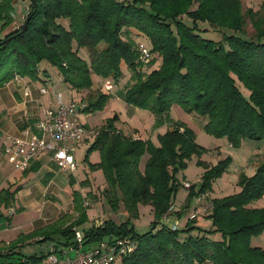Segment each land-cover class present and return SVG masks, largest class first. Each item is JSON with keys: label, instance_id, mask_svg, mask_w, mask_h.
I'll return each instance as SVG.
<instances>
[{"label": "trees", "instance_id": "16d2710c", "mask_svg": "<svg viewBox=\"0 0 264 264\" xmlns=\"http://www.w3.org/2000/svg\"><path fill=\"white\" fill-rule=\"evenodd\" d=\"M27 1L23 23L0 38V88L16 77L47 76L49 70L39 68L47 62L71 90L90 91L93 75L116 82L125 65L133 80L125 95L127 103L156 118L167 116L177 105L201 117L203 130L231 147L245 140H264V0L257 7L247 0ZM11 2H0V22L5 25L12 20ZM140 38L149 44L148 72L137 52ZM80 51H86L88 58ZM105 99L98 93L88 100L85 111L100 109ZM117 121L116 115L96 129L84 162L90 172L102 173L103 199L112 213L121 212L125 219L116 223L107 218L83 228L87 198L72 191L73 222L68 223L65 215L19 235L3 246L0 264L37 263L56 253L57 247H76V230L85 250L119 239L131 244L130 253L115 256L114 263L119 264H264V249L251 245L253 237L264 234V208L253 205L264 196V162L252 176L240 174L238 193L211 200L212 210L204 216L210 226L201 227L198 219L190 218L192 201L212 192L230 159L215 166L202 161L206 150L183 123H173L158 135L155 146L149 139L125 135L115 127ZM93 152L98 153L97 163L88 160ZM144 155L148 157L142 170ZM192 157L203 174L198 188L191 186L182 208L174 212L170 209L183 187L176 176ZM81 185L87 187L88 179ZM20 190L18 186L0 191V227L10 224V216L1 209L12 208ZM87 196L96 198L91 192ZM140 207H149L153 216L143 234L133 224ZM174 215L178 220L184 217V226L173 230L160 224L162 218ZM31 239H40L37 244L49 241L54 249L28 258L19 248Z\"/></svg>", "mask_w": 264, "mask_h": 264}, {"label": "rangeland", "instance_id": "374dc122", "mask_svg": "<svg viewBox=\"0 0 264 264\" xmlns=\"http://www.w3.org/2000/svg\"><path fill=\"white\" fill-rule=\"evenodd\" d=\"M4 1V0H2ZM1 1V2H2ZM261 0H247L248 4L253 5L255 7L258 6ZM21 3H27V0H20ZM20 6L16 5V9ZM14 15V4L12 2L10 17L13 20ZM126 34V33H125ZM140 43H142L145 47H148V41L144 38H140ZM80 55L87 59L86 51H80ZM147 65V64H146ZM146 72L150 71L152 67L147 65L145 67ZM41 70H51V67L47 64V62H42L39 67ZM55 70V69H53ZM121 76L117 79V81L103 80L93 75L91 77L93 86L90 91H72L69 92L67 86L63 87V84H60V88L63 94L61 93H53V95L58 94L61 95L64 105H69L73 103L77 107L81 104L88 106V100L96 99V95L102 94L106 96L105 101L103 102L100 109L94 111H83L79 112L76 110V117L86 129L97 131L98 128L104 124L107 119L113 118L114 116H118V121L115 127L124 133L127 136H132L134 138H140L142 140H150L153 145L158 146V135L165 133L168 129L172 128L173 123H183L189 128H191L195 134V142L203 147L206 152L201 156V160L209 163L211 166L217 165L220 161L225 159H230V163L227 166L225 173L218 178L212 184V192L210 194L211 200L213 198H222L225 196H229L232 194H236L240 191L237 186L238 179L240 174H243L247 177L252 176L255 173V169L264 162V140L262 141H249L245 140L241 143L239 147H231L225 139H215L208 135L202 127V118L200 119L197 115L187 114L185 113L179 106L173 105L169 111L168 115L163 118H156L152 115L148 110L135 107L126 101V92L130 87V84L133 80L132 73L130 70L126 68L125 65H121ZM105 81H108L112 84L114 88L111 92H106L103 89V84ZM65 88V89H64ZM241 90L245 95H247V91L241 87ZM70 93V94H69ZM71 95V96H70ZM196 116V117H193ZM161 119V120H159ZM97 129V130H96ZM90 146L89 142L81 143L74 152L76 170L72 173L66 170H52L53 171V180L51 185L47 184L50 181V178L46 181H40L45 174L46 166H42L38 172H31L27 176L23 177L22 186L24 190L15 197L14 206L10 216V221H14V225L17 227H21L24 223H26L31 215L32 211H24L25 209L30 208V204H34L36 201L38 204H43L44 206H55L57 211L64 210L66 202L60 203L55 201L54 203L51 201L49 193V187H56L60 190L61 193H64V187L68 185L69 175L73 178L72 187L80 191L84 197L83 206L87 209V221L88 227L92 225H97V222L102 223L103 220L107 218H111L114 222L119 223L120 220H123L122 213L114 214L107 207L103 196H102V188L104 185V179L102 173L100 171L90 172L88 169L87 163L84 162V157L86 155V151ZM88 160L91 163H95L99 160L98 153L93 152L89 154ZM147 155H144L140 159V168L143 170L144 165L147 161ZM197 158L192 157V159L188 162L186 169L179 172L176 176L177 180L182 184H188L189 186H195L198 188L200 183V178L203 174V169L196 165ZM12 172V171H10ZM88 179L89 186L83 189L81 183ZM89 190L92 194L96 195L95 199L89 198L87 196ZM188 189L181 188L177 193L173 206L177 209H181L184 199L187 197ZM48 193V194H46ZM46 194V195H45ZM92 196V195H91ZM213 197V198H212ZM85 203L87 205H85ZM264 203V196L254 202V206L261 207ZM140 216L138 220L134 221V227L137 233L143 234L148 231L149 224L152 221V214L149 212V207H140ZM200 211V210H199ZM206 213L200 211L199 215L195 219H198L199 225L201 227L210 226V222L206 221L204 216ZM67 216V215H66ZM202 216V217H201ZM75 215H69L65 219L68 223L73 222L75 219ZM184 217L180 220V227H182ZM162 222H166L165 218L160 220V224ZM167 224V223H166ZM14 229V230H15ZM80 229V228H79ZM23 231V228L16 231L7 232L3 239L11 238L14 235H18ZM218 238V236H216ZM34 244V243H33ZM36 245V244H34ZM251 245L253 247H259L264 249V234L258 237H253L251 239ZM0 247V254H3V250ZM20 253L23 255H30L31 253L38 254L37 251H32V248L29 246H23ZM53 247L51 245H45L42 249V252H52ZM31 250V251H30ZM46 250V251H43ZM30 252V253H29ZM114 264H119L114 263Z\"/></svg>", "mask_w": 264, "mask_h": 264}, {"label": "crops", "instance_id": "0c3cea01", "mask_svg": "<svg viewBox=\"0 0 264 264\" xmlns=\"http://www.w3.org/2000/svg\"><path fill=\"white\" fill-rule=\"evenodd\" d=\"M1 1L2 0H0V2ZM11 1L14 4L13 20H11V22L7 25H5L3 22H0V38L13 32L18 26H20L23 23L25 15L28 11V6H29L28 2L21 3L20 0H11ZM16 5H19L20 7L16 9L15 8ZM60 84H63L61 75L58 73L57 70L51 69L48 71L47 76L39 75L38 80H31L28 78L16 77L15 79L4 84L0 88V191L8 189V188H11V190H14L18 186H20L21 190L17 192V194L15 195L16 197L18 194H20L24 190V187L22 186L21 183H22L23 177L27 176L29 173L38 172L42 166H46L47 171L43 175V178L40 179V181H43V180L46 181L47 179L50 178V181L47 184L48 186L49 184L51 185V182L53 180L52 170H62L58 167L57 163H55L51 159V155H42L30 164V167L26 172L17 173L12 170L10 163L7 160V157L4 154V147L8 145L15 138H18L20 135V131L22 129L28 128V127L32 128L35 125V123L40 119L43 107L47 106L48 103L53 102L54 100L53 93L63 94L62 93L63 90H61L62 88H60L61 87ZM64 86H67V88L69 89V92L71 93V89L68 87V85L64 83L63 87ZM41 89H46L48 93L41 94ZM113 89L111 91H113ZM193 117H196V116H193ZM201 124L203 127V124H204L203 120ZM71 179L73 180L72 176L69 175V178L67 180L68 185L63 188L64 193H61L60 190L56 187H49L50 194L46 193L50 195L51 198H53L51 200L53 203L55 201H58L60 203L66 202L67 204L65 205L64 210L57 211L56 207L53 206L55 204H53L52 206H44L43 204H38V202L34 201L33 202L34 204H30L29 209L24 210V211L26 210L32 211L31 212L32 216L26 223L21 225V227H18L17 229H15L17 226L14 225L13 220L10 221V224L7 227H0V247H2V245L6 246V245H9L10 243L15 242L19 235H28L31 232L46 226L47 224H51L59 220L65 215L67 216L75 215L72 212L71 193L72 191H77V190H75L70 185ZM83 191H88L86 193H89V190H83ZM77 192H79L82 196H84L80 191H77ZM15 197H14V201H15ZM183 204H184V201H183ZM13 206H14V202L12 204V207ZM197 207H198L197 204L193 200L191 204V208H190V214L192 213L193 209ZM254 207L264 208V203L261 207L259 206H254ZM1 210L3 214L9 216L12 213L11 211L13 209L10 208L8 210H5V209L4 210L1 209ZM179 210L180 209H177L176 207L173 206L174 212H178ZM149 211H150V208H149ZM149 213L151 214V212ZM122 216L124 220L125 215L122 214ZM165 219H166V222H162L163 224L167 223L166 225L168 226H175L177 228H180L181 219L178 220L175 215L169 216ZM123 220H120V222H122ZM100 222L99 223L97 222V225L101 224ZM88 224L89 223L87 221V223L83 225V228L88 227ZM184 224H185V220L183 221L182 226H184ZM97 225L95 224L94 226H97ZM21 228H23V231L20 234L16 236L14 235L11 238L3 239V237L7 233L5 232L6 230L16 231V230H20ZM33 240L26 241L25 246H29V248H32L31 249L32 251L38 250L39 253L38 254L31 253L30 255H27L28 258L32 256H35L38 258L39 256H41L42 253L46 254L47 252H42V249L45 247V245H51L52 247L54 246L49 241L44 242V243L40 242L37 244L36 242L39 241L40 239H33ZM33 243L36 245H34ZM19 249L20 251L22 250L21 248ZM65 249L66 248L62 249L61 247H57L56 254H59L60 252H62V250H65ZM17 251L18 249L16 250V252ZM43 251H46V250H43ZM1 260L2 259L0 258V262ZM45 262H46V259L41 262L26 263V264H46Z\"/></svg>", "mask_w": 264, "mask_h": 264}, {"label": "built area", "instance_id": "2783aa9c", "mask_svg": "<svg viewBox=\"0 0 264 264\" xmlns=\"http://www.w3.org/2000/svg\"><path fill=\"white\" fill-rule=\"evenodd\" d=\"M19 27V26H18ZM17 27V28H18ZM137 52L141 64L150 61V54L142 43L137 45ZM103 89L111 92L112 84L105 81ZM46 89H41V94H47ZM87 105L76 106L73 103L64 105L61 95L55 94L53 102L43 107L40 119L31 128L20 131L18 138L12 140L4 147V154L14 172H26L30 164L42 155H51V159L58 167L70 173L76 170L74 152L83 142H92L96 131L86 129L76 117V110L83 112ZM191 186L184 184L183 188ZM197 208L193 209L190 218H196L200 211L208 214L212 210L210 193L199 194L195 199ZM86 205V203H85ZM170 210H173L171 208ZM200 210V211H199ZM175 229V226H169ZM76 247L66 248L59 254L51 253L46 258V264H113L116 255L127 254L132 251V246L122 239L109 244L100 243L98 246L85 250L82 247V236L75 231Z\"/></svg>", "mask_w": 264, "mask_h": 264}, {"label": "water", "instance_id": "95a60500", "mask_svg": "<svg viewBox=\"0 0 264 264\" xmlns=\"http://www.w3.org/2000/svg\"><path fill=\"white\" fill-rule=\"evenodd\" d=\"M26 24H27V23H25V24H24V26H23V29H22V30H24V29L26 28Z\"/></svg>", "mask_w": 264, "mask_h": 264}]
</instances>
